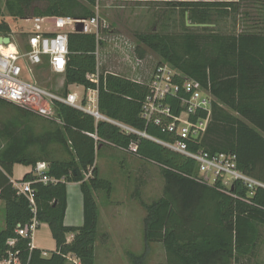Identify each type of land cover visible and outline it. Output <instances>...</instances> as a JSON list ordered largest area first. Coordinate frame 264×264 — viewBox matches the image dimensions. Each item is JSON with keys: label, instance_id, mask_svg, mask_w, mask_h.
Returning a JSON list of instances; mask_svg holds the SVG:
<instances>
[{"label": "trees", "instance_id": "16d2710c", "mask_svg": "<svg viewBox=\"0 0 264 264\" xmlns=\"http://www.w3.org/2000/svg\"><path fill=\"white\" fill-rule=\"evenodd\" d=\"M103 1L107 0H99V6ZM245 3L255 7L258 16V21L247 23L251 31L225 34L207 27L188 28L184 23L186 16L192 25H216L222 19L239 16ZM166 5L171 13L181 15V30L135 33L138 62L149 51L159 58L153 70L165 63L182 76L175 77L174 82L192 79L214 98L206 131L199 140L187 143L189 152L232 156L239 173L264 185V0ZM95 7L93 0H0V36L9 37L11 32L4 15L22 21H88L96 17ZM243 16L249 14L244 12ZM101 43L95 34L68 33L64 88L78 85L97 90V108L102 116L160 142L179 140L164 128L170 118L155 125L140 117L149 92L148 80L133 81L116 73L99 72L96 51ZM96 72L98 83L94 84L87 75ZM184 96L180 92L165 98L170 117L184 111ZM54 108L62 125L0 99V201L5 221L0 231V261L9 252H17L21 264H65L68 256L81 264H95L99 214L93 192L103 189L106 197L111 193L109 182L97 178L95 166L96 155L106 143L157 165L163 179L162 196L150 204L142 203L145 249L141 255L127 254L131 264H145L153 243L162 244L165 264H250L256 257L264 228V188L249 191L235 181L226 190L219 179L207 184L198 177L197 163L184 155L59 102ZM206 115L199 110L189 119H204ZM38 162H45L47 175L56 180L55 184H32L36 218L48 226L56 245L47 257L30 248V240L16 234L17 226L28 223L32 214L10 180L15 164L33 168ZM32 180L27 174L20 183ZM66 183L80 186L84 217L80 227L63 224ZM67 235L73 236L70 242ZM9 239L15 240L11 248Z\"/></svg>", "mask_w": 264, "mask_h": 264}, {"label": "built area", "instance_id": "2783aa9c", "mask_svg": "<svg viewBox=\"0 0 264 264\" xmlns=\"http://www.w3.org/2000/svg\"><path fill=\"white\" fill-rule=\"evenodd\" d=\"M96 3V17L88 21L73 20L70 18H32L26 20L31 23V30L27 36L25 45L19 48L12 42L3 45L0 43V99L13 104L21 109L27 110L36 116L62 125L61 120L57 117L54 108V103L72 107L83 113L89 114L96 121L105 120L108 123L116 126L125 133H132L139 136H146L144 133H139L134 129L113 120H107L103 117L97 108V90H85L84 94L79 98L76 94H68L65 97L56 96L49 91L39 87L31 81L24 79V69L26 65L34 67L41 66L44 60L47 61L48 68L52 73L63 74L66 67V58L68 55V33H75L74 27L76 23L83 24L82 33L95 34L97 40H101L103 33L109 32L110 27L107 22L102 20L98 15L99 0H93ZM53 22L52 31L46 33L44 29L45 23ZM5 36H0L3 38ZM30 51H27L26 48ZM98 56V47L96 51ZM23 64V67L22 65ZM29 75V74H28ZM98 75H87V79L94 83H98ZM30 76V75H29ZM175 77H182L177 71L173 70L169 65L162 63L157 65L152 72L151 78L147 83L148 94L142 104L140 117L146 122H153L155 125H161L162 120L170 118L165 126L168 133L175 134L180 139L174 143L160 142L149 138L167 149L184 155L194 160L198 165L199 177L207 184L213 185L216 180H221L223 188L228 190L233 182L240 181L249 191H253L257 187L264 188L261 183L239 173L235 167L234 157L229 155L209 156L207 153L198 151L191 153L187 149L188 142L199 140L206 131L211 104L214 98L204 90L201 85L192 80L183 78L181 84L174 82ZM180 92L185 94L181 98L182 104L185 106L177 117H170L169 108L164 104L166 97H176ZM206 112L204 119L197 118L195 121H190L191 116H195L197 111ZM96 139V138H95ZM135 151V148H132ZM48 166L45 162H38L32 168L33 180L29 182H12L13 188L18 195L23 196L28 202L31 220L23 226L18 225L16 228L17 236L30 240V248H32V240L39 226L36 218L37 206L35 193L32 189V184L40 183L43 185L55 184L56 180L48 175ZM208 174L213 176V183H209ZM207 175V176H206ZM205 176V177H203ZM224 180H229V187L224 185ZM15 244V240L9 239L7 245L11 248ZM18 253L9 252L7 257L0 261V264H21ZM67 260L73 264H81L77 258L72 261L67 257Z\"/></svg>", "mask_w": 264, "mask_h": 264}, {"label": "rangeland", "instance_id": "374dc122", "mask_svg": "<svg viewBox=\"0 0 264 264\" xmlns=\"http://www.w3.org/2000/svg\"><path fill=\"white\" fill-rule=\"evenodd\" d=\"M245 5L247 3L243 4V11L239 12V16L222 19L216 25L212 24L214 26L207 28L225 34L251 31L247 27L251 25H247V23L258 21V16L255 7H252L250 3L247 7ZM121 6L122 3L113 7ZM152 9L145 10L149 13L145 20L128 22L121 17L120 8L110 9L103 8L102 5L98 6L99 17L107 22L110 27L109 33L106 32L101 35L102 43L98 47L99 72H132L134 64H138V57L135 52L137 45L134 38L135 33H147L152 30L174 33L181 30L183 19L178 12L171 13L169 8L165 9L164 6L152 7ZM244 12H247L249 16L244 17ZM3 20L9 25L11 30L9 37L12 42L22 48L26 43L32 24L6 15H4ZM45 24L54 28L52 21H47ZM116 24L118 25L117 29H113L112 25L115 26ZM156 62H159V58L146 51L145 62H143L141 70L144 68L151 70ZM21 65L23 67V64ZM24 79L54 95L60 94V78L50 71L39 70L27 64L24 69ZM103 152L96 156V168L99 172H97V178L109 182L111 193L109 197H106L103 189L93 192V198L100 212L97 238L94 245L95 264H131L127 254L141 255L145 249L143 238L145 210L142 203L150 204L162 196L161 170L157 165L140 159L129 162L123 161V157H120L119 154L108 151L105 152L108 157L104 161ZM89 176L90 174L86 175L85 178L87 179ZM208 177L209 183H213V176L208 174ZM223 182L226 187H229L230 181L228 179H223ZM104 210L105 214H103ZM2 212L1 209L0 223L2 222ZM68 258L71 257L68 256ZM145 264H165V251L161 243L150 245ZM242 264L249 263L243 261ZM250 264H264V228H262V243L256 257Z\"/></svg>", "mask_w": 264, "mask_h": 264}, {"label": "crops", "instance_id": "0c3cea01", "mask_svg": "<svg viewBox=\"0 0 264 264\" xmlns=\"http://www.w3.org/2000/svg\"><path fill=\"white\" fill-rule=\"evenodd\" d=\"M199 2H209V3H235L238 2V0H124V1H115V0H107L102 2L103 8H120V14L124 21H140L145 20L147 17V11L145 10L152 9V7L158 8V6H164L165 9H168L166 7V4H173V3H199ZM121 7H113L118 4H121ZM153 10V9H152ZM22 21V20H21ZM26 21V20H23ZM117 24L114 26L112 25L113 29H117ZM214 25H209V27ZM44 29L46 30L47 34H50L52 31H54L50 26H45ZM112 31V29H111ZM110 31V32H111ZM109 33V32H107ZM140 60V59H139ZM97 62H98V56H97ZM145 62V57L141 59V61L138 62V64H134V67L132 68V72L127 73L125 72H119L116 74H119L125 78H128L130 80H150L153 68L149 71L148 69L141 70L142 64ZM157 63V62H156ZM46 66L43 68V66ZM39 70H46L50 71L48 68L47 61L44 60L43 64L41 66H37ZM99 70V66H98ZM51 72V71H50ZM99 73V72H98ZM54 75L58 78H60V94L56 95L59 97H65L68 94H76L78 98L84 94L85 89L78 85H69L64 88V76L63 74H55ZM104 117V116H103ZM106 118V117H105ZM107 120H110L106 118ZM105 121V120H101ZM108 122V121H105ZM107 147V148H106ZM107 149V150H104ZM104 151V152H103ZM109 153H116L119 154L120 157H123L122 160L129 162L133 160H138V158L127 151L115 148L113 145L106 143L104 147L100 148L97 155L98 156L101 152H103L104 161L107 160L108 155H105V152ZM95 165L96 159H95ZM99 173V172H98ZM30 174L32 175V167L30 166H24L22 164H15L12 168V175H11V182H20L25 175ZM111 182V181H110ZM3 210L2 204L0 201V210ZM105 214V210L103 211ZM98 214L100 215V212L98 210ZM2 222L0 223V231L4 229L5 227V221H4V214L2 212ZM84 217H83V198L82 193L80 191V186L78 183H66V210L64 214L63 224L66 227H80L83 225ZM72 235H67V242H70L72 240ZM32 248L39 249L43 252V256L47 257L48 254L51 252H54L56 250V245L54 240L51 237L50 230L48 226L44 223L39 224L33 240H32ZM149 254V253H148ZM71 260L73 261L75 257L70 256ZM166 259V257H165ZM65 264H73L71 261L67 260Z\"/></svg>", "mask_w": 264, "mask_h": 264}, {"label": "water", "instance_id": "95a60500", "mask_svg": "<svg viewBox=\"0 0 264 264\" xmlns=\"http://www.w3.org/2000/svg\"><path fill=\"white\" fill-rule=\"evenodd\" d=\"M185 25L186 26H189V27H192V28H204V27H209V25H197V24H189L188 21H187V17L185 16ZM83 24L82 23H76L75 27H74V31L75 33H82L83 32ZM0 43L3 44V45H7L10 43V39L8 37H3V38H0ZM27 51H30V49L27 47L26 48ZM143 137H146V136H143Z\"/></svg>", "mask_w": 264, "mask_h": 264}]
</instances>
